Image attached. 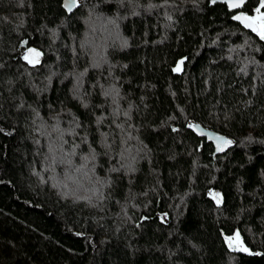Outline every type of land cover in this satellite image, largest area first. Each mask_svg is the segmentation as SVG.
Segmentation results:
<instances>
[{
  "label": "trees",
  "instance_id": "trees-1",
  "mask_svg": "<svg viewBox=\"0 0 264 264\" xmlns=\"http://www.w3.org/2000/svg\"><path fill=\"white\" fill-rule=\"evenodd\" d=\"M217 1L0 0V264H264V0Z\"/></svg>",
  "mask_w": 264,
  "mask_h": 264
},
{
  "label": "water",
  "instance_id": "water-1",
  "mask_svg": "<svg viewBox=\"0 0 264 264\" xmlns=\"http://www.w3.org/2000/svg\"><path fill=\"white\" fill-rule=\"evenodd\" d=\"M217 2H222V0H219ZM239 0H227L226 3L229 7V10L234 12V11H239L241 9H243V7L247 4L248 0H243V3L240 4L239 7H233L232 5L235 3H238ZM240 17H244V14H240L238 15ZM238 20V19H237ZM239 22H241L242 24H244L246 26V23H248L247 21H244L243 19L238 20ZM248 29L252 32H259V31H254L252 28ZM193 129L201 136L203 137H207L211 142H213L216 146V151H215V156L219 155L221 153H224L226 150L231 148V140L227 137L224 136H220L217 133L208 130L200 125H193ZM230 142V143H229Z\"/></svg>",
  "mask_w": 264,
  "mask_h": 264
},
{
  "label": "snow or ice",
  "instance_id": "snow-or-ice-1",
  "mask_svg": "<svg viewBox=\"0 0 264 264\" xmlns=\"http://www.w3.org/2000/svg\"><path fill=\"white\" fill-rule=\"evenodd\" d=\"M75 0H72V3H74ZM72 3L66 4V7H68L69 9L72 7ZM243 3V0H239L238 3L233 4V7H239L240 4ZM262 7H264V5H261ZM259 9H257V12L259 13ZM236 19L240 20L243 19L244 21H247L248 23H246V26L249 28H252L254 31H259V34L261 36V38H264V13H261L258 17H249V16H244V17H240L237 16ZM179 69H177L178 71ZM230 143V142H229ZM219 202V201H218ZM238 239V234L237 237ZM246 251V249H245Z\"/></svg>",
  "mask_w": 264,
  "mask_h": 264
},
{
  "label": "rangeland",
  "instance_id": "rangeland-1",
  "mask_svg": "<svg viewBox=\"0 0 264 264\" xmlns=\"http://www.w3.org/2000/svg\"><path fill=\"white\" fill-rule=\"evenodd\" d=\"M24 55H25V59L30 64H34V65L40 63L41 59H42L41 53L38 50L34 49V48L27 49L25 51ZM212 196L215 197L217 199V201H219V203L222 202V197H221L219 192H213ZM232 242L236 243L238 241L233 240Z\"/></svg>",
  "mask_w": 264,
  "mask_h": 264
}]
</instances>
